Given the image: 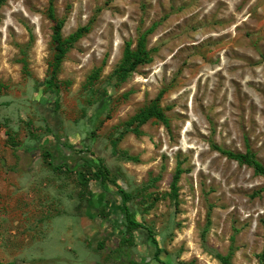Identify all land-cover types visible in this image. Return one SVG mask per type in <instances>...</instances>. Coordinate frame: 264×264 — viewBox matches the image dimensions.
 I'll return each instance as SVG.
<instances>
[{
  "label": "rangeland",
  "instance_id": "rangeland-1",
  "mask_svg": "<svg viewBox=\"0 0 264 264\" xmlns=\"http://www.w3.org/2000/svg\"><path fill=\"white\" fill-rule=\"evenodd\" d=\"M49 3L0 6V264H264V177L215 148L264 164V0H53L88 30L52 80ZM156 98L168 126L135 135Z\"/></svg>",
  "mask_w": 264,
  "mask_h": 264
},
{
  "label": "trees",
  "instance_id": "trees-1",
  "mask_svg": "<svg viewBox=\"0 0 264 264\" xmlns=\"http://www.w3.org/2000/svg\"><path fill=\"white\" fill-rule=\"evenodd\" d=\"M4 0H0V6L2 5ZM48 16L54 22L53 25V33H52V44L54 49L53 59L50 63V80L56 78V73L60 67L62 59L64 58L65 53L68 48L75 42L78 38H80L84 32L88 30L87 26L79 27L74 32H72L68 37L63 38L61 35L62 21L57 20L54 12H53V0H50L48 6ZM152 27L142 31L137 38L136 44L134 47H131V43L128 41L125 43V47L123 50V55L121 62L116 68V73L119 77L123 78L128 75L130 72L134 71L135 68L143 63H147L150 61V53L149 50L146 49V40L147 35L151 32ZM150 119H155L162 122L164 125L168 126V117L166 116L163 108L158 104V99L152 100L145 107L140 109L134 116L131 117L126 123L125 126L128 130L133 132L135 135L141 134V126L145 124ZM218 151L223 153L226 157L237 161L239 164L246 165L252 168L255 174L261 175L264 177V164L261 163L255 156L254 152L250 149L248 143L246 142L245 151H233L229 149H224L221 147H215ZM49 154L53 157L54 154ZM181 169L179 167L176 168L175 173L172 178V182L170 184L171 192L173 195H177L178 190V180L181 174ZM108 169L103 165L99 164L96 166L95 176L98 181H106L108 180ZM124 202L129 200L128 193L122 191ZM127 220L130 224H138L132 221L129 218L128 212H126ZM216 257L219 259L221 264H233L231 262V253L228 254H220L217 253ZM15 264V262L9 263Z\"/></svg>",
  "mask_w": 264,
  "mask_h": 264
}]
</instances>
